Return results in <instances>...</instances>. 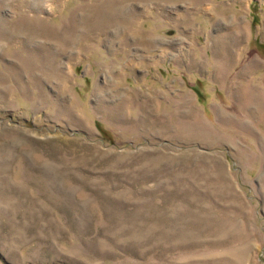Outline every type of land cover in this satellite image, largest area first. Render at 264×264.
<instances>
[{"label":"rangeland","instance_id":"1","mask_svg":"<svg viewBox=\"0 0 264 264\" xmlns=\"http://www.w3.org/2000/svg\"><path fill=\"white\" fill-rule=\"evenodd\" d=\"M0 264H264V0H0Z\"/></svg>","mask_w":264,"mask_h":264}]
</instances>
